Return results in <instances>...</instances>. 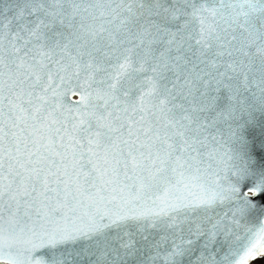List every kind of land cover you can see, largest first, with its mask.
I'll use <instances>...</instances> for the list:
<instances>
[{
    "label": "snow or ice",
    "instance_id": "1",
    "mask_svg": "<svg viewBox=\"0 0 264 264\" xmlns=\"http://www.w3.org/2000/svg\"><path fill=\"white\" fill-rule=\"evenodd\" d=\"M0 264H264V0H0Z\"/></svg>",
    "mask_w": 264,
    "mask_h": 264
}]
</instances>
